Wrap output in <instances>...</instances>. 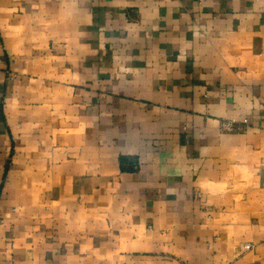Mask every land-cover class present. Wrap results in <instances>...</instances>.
Instances as JSON below:
<instances>
[{"label":"crops","instance_id":"crops-1","mask_svg":"<svg viewBox=\"0 0 264 264\" xmlns=\"http://www.w3.org/2000/svg\"><path fill=\"white\" fill-rule=\"evenodd\" d=\"M0 264H264V0H0Z\"/></svg>","mask_w":264,"mask_h":264},{"label":"built area","instance_id":"built-area-1","mask_svg":"<svg viewBox=\"0 0 264 264\" xmlns=\"http://www.w3.org/2000/svg\"><path fill=\"white\" fill-rule=\"evenodd\" d=\"M244 123L247 124V120H245ZM225 127H229V126H226V125H225ZM253 247H254V246H253L252 244H249V243L245 244V246H244V248H245L246 250H251V249H253Z\"/></svg>","mask_w":264,"mask_h":264}]
</instances>
